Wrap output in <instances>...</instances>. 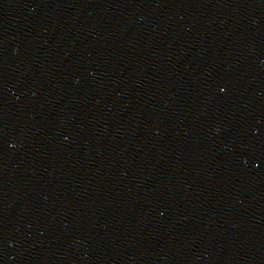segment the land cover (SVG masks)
<instances>
[{"label": "water", "instance_id": "95a60500", "mask_svg": "<svg viewBox=\"0 0 264 264\" xmlns=\"http://www.w3.org/2000/svg\"><path fill=\"white\" fill-rule=\"evenodd\" d=\"M0 264H264V0H0Z\"/></svg>", "mask_w": 264, "mask_h": 264}]
</instances>
